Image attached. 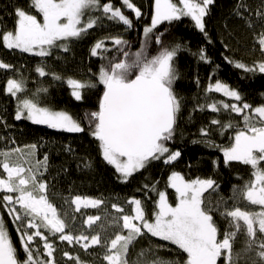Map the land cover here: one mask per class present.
Masks as SVG:
<instances>
[{"label": "snow or ice", "instance_id": "obj_1", "mask_svg": "<svg viewBox=\"0 0 264 264\" xmlns=\"http://www.w3.org/2000/svg\"><path fill=\"white\" fill-rule=\"evenodd\" d=\"M213 3L214 0H178V3L173 0H155L151 27L145 28V36L162 22L179 20L182 16L190 17L195 26L205 32L204 18ZM122 4L134 12L137 18L141 16L140 9L131 0H122ZM29 9H15L14 28L0 30V40L8 49H18L40 57L50 55V49L54 46L68 51L66 44L58 45L57 42L82 38L89 29L94 28L99 18L88 15L92 11H101L108 19L128 27L132 23L121 8L110 2L101 3V0H30ZM245 11H250L246 5H237L238 16L245 18ZM254 14L264 20V7ZM248 26L253 27L251 21H248ZM112 42L117 46L127 44L119 37L113 38ZM254 42L264 53V24L254 35ZM156 43L162 44L160 37H156ZM179 50V45L171 49L162 47L158 54L149 58L143 50L130 54L121 47L124 58L109 60L106 66L102 65L99 69L97 81L103 85L102 96L98 110L87 113L85 118L88 119L91 135L99 141L103 159L114 166L123 182L154 160L163 158V162L169 164L181 155L167 146L175 133L181 110V99L174 90V83L178 79L175 58ZM102 51L107 49L103 41H98L91 49V55L97 56ZM199 56L207 62L203 50ZM11 67L0 62V69ZM235 67L245 71L258 68L264 73V62L255 68L241 63H236ZM36 72L40 77L49 75L42 66H38ZM53 77L61 79L55 74ZM66 83L77 101L82 100L84 89L96 87L91 81L73 78H68ZM24 90L23 80L7 81V93L18 100L16 120L26 119L36 125H46L69 133L84 131L81 123L67 112L42 106L36 99H21L18 93ZM40 91L46 92L47 89ZM207 91L222 92L235 101H241L237 90L219 81L210 84ZM207 107L212 112L220 111L216 103ZM222 107L241 115L244 121V128L237 130L231 145L223 149L225 164L236 161L251 167L253 179L241 189V196L248 205L258 206L259 210L240 206L225 208L221 215L228 221V228L221 233L211 214L213 210L205 207L204 203V193L214 187L215 181L199 178L186 180L173 172L167 186L175 190L176 203L171 204L166 192L157 191L153 186L158 200L152 220L146 218L142 201L131 199L128 203L134 205V214L112 218V225L121 229L114 237L102 241L99 232L93 235L73 234L65 231L68 224L48 199V185L39 178L47 170L48 157L34 159L35 144L28 145V151L17 147L0 151V168L6 174L0 176V191L6 193L3 200L13 223L19 222L16 231L19 233L24 259L19 258L18 249L0 217V264H55L56 249L46 233L53 236L59 234L60 241H66L69 245L79 244L85 251L92 246H104L106 252L103 259L107 264H181L180 260L159 255L160 251L165 250L164 245L142 250L136 261H131L130 249L146 234L174 245L179 253L185 254L181 258L182 264H240L241 260H245V264L248 260L250 264H264V106L253 109L247 103L239 106L232 103L223 104ZM220 123L217 119L211 121L214 125ZM232 126L231 123L221 125L222 129ZM201 134L207 136L208 131L201 129ZM11 193L17 195L14 197ZM72 204L76 206L75 211L79 212L81 207L98 208L103 201L77 196ZM113 208L116 212L124 213V209L117 205H113ZM101 219L99 215H89L84 223L92 228ZM101 229L106 231L103 226ZM239 235H243L245 240L243 247L236 250L235 241ZM37 237L43 242L46 259H40L39 247H34ZM64 255L69 260H75L76 264H83L79 257L67 252Z\"/></svg>", "mask_w": 264, "mask_h": 264}, {"label": "trees", "instance_id": "obj_2", "mask_svg": "<svg viewBox=\"0 0 264 264\" xmlns=\"http://www.w3.org/2000/svg\"><path fill=\"white\" fill-rule=\"evenodd\" d=\"M105 2L121 8L131 20V27L108 19L101 11H92L88 15L99 18L94 28L89 29L82 38L58 41V45L66 44L68 51L54 46L50 49V55L45 57L8 49L0 40V62L12 66L10 69H0V151L35 144L38 159L43 160L42 155L48 157V167L42 179L49 183L46 194L60 212L65 210L63 206L60 207L62 197L78 195L98 199L103 201L102 209H111L113 205L125 206L129 200L139 199L146 218L152 220L158 200L157 191L166 192L169 202L173 205L176 203L175 190L167 186L173 172L186 180L211 179L215 185L204 193V203L205 207L213 210L211 214L222 233L228 228V221L221 215L225 208L240 206L259 210L258 206L248 205L241 196V189L253 179L251 167L236 161L225 164L223 149L231 145L236 131L244 128V121L241 115L223 109L222 105L247 103L253 109L264 106V73L258 68L245 71L235 67L236 63H241L255 68L264 62V53L254 42V35L264 24V20L254 13L264 7V0H214L204 18L205 32H201L190 17L182 16L179 20L162 22L147 37L144 30L151 27L155 0H131L141 11L139 18L122 4V0H101V3ZM173 2L178 3V0ZM29 3L30 0H0V30H13L15 9L30 10ZM241 3L250 10L244 12L245 18L236 14L237 5ZM248 21L252 22L253 27L248 26ZM116 37L126 42L133 40L136 45L134 53L145 52L147 42L156 37H160L164 47L169 49L180 46L175 58L178 79L174 83V90L181 99V110L172 145L167 146L181 155L169 164H165L163 158L154 160L145 169L135 172L127 182H123L115 168L103 159L99 141L91 135L88 119L85 118L87 113L98 110L103 92V85L97 81L100 67L106 66L109 60L117 59L123 53L120 48H125V45L113 44L112 39ZM98 41L104 42L107 51L92 56L91 49ZM201 50L207 56V62L200 59ZM38 66L44 67L49 75L40 77L36 72ZM53 74L61 79H54ZM68 78L91 81L96 87L84 89L82 100L77 101L66 83ZM9 79L25 82V90L18 93L21 99H36L42 106L67 112L81 123L84 131L69 133L46 125H35L26 119L16 120L18 100L6 91ZM217 81L237 90L241 101H235L222 92L207 91L208 86ZM212 103H216L220 111L209 110L207 105ZM213 119L221 123L211 124ZM228 123L233 125L232 128L222 129L221 125ZM201 129H206L208 135L203 136ZM42 141L48 145L42 147ZM153 186L157 191L152 190ZM3 197L0 191V217L18 249L19 258L24 259L17 224L8 214ZM132 210L133 207H129L128 213ZM244 240L243 235L237 237L236 250L243 247ZM50 242L56 243L57 240ZM60 245L65 246L63 243ZM157 245L165 246L159 255L180 260L182 264L181 258L185 254L179 253L174 245L149 234L135 242L130 249L129 259L134 262L142 250L155 249ZM99 251V247L92 248L88 254L80 251L79 259L85 263L102 264ZM62 255L61 249L54 252L55 264H62ZM88 255L93 257L87 260ZM39 258L46 259L42 253ZM240 264H245V260H241ZM247 264H250V260Z\"/></svg>", "mask_w": 264, "mask_h": 264}, {"label": "rangeland", "instance_id": "obj_3", "mask_svg": "<svg viewBox=\"0 0 264 264\" xmlns=\"http://www.w3.org/2000/svg\"><path fill=\"white\" fill-rule=\"evenodd\" d=\"M164 26L166 27V24H164ZM132 44H135L133 40L128 41L127 44L125 45V48H124L123 51H127L128 52V49H131V45ZM146 47H147V49L145 50L146 52H144V53H145L146 56L151 58L152 56H154V54H158L157 52L162 47H164V44L163 43L162 44H157L156 43V38H153L152 40L147 42ZM16 50H18V49H16ZM18 51H20V50H18ZM129 53L130 54H134L133 52H129ZM121 58H122V56L119 54L117 56L116 60L121 59ZM27 121L31 122L29 120H27ZM39 126H43V125H39ZM40 143H41L42 147H45V146L48 145V144H46L43 141L40 142ZM22 149H24L25 151H28L27 146L22 147ZM6 151H8V150H6ZM42 157L44 158L43 155H42ZM34 159L39 160L37 154L35 155ZM43 173H44V171H43ZM0 176H6V174L3 173V170L0 173ZM39 178H40L41 181L45 182L42 179V176H40ZM46 184L48 185V188H49L50 187L49 183H46ZM54 188H55V186H54ZM2 193L4 195H6V193H4V192H2ZM10 195H13L15 197V195H17V194L16 193H11ZM75 197L76 196L65 198V199H64V197H62L61 200L63 202L61 203L60 207L63 206V208H65V210L60 212L59 208H57L58 214L62 218H64L66 220L67 224H68V228H66V230H65L66 232L71 231L73 234H77V235L80 234V233H84L86 235H93V234H96L97 232H99L100 235H101L102 241H104V240H107L110 237H114L116 232L121 231V229L119 227L112 225V218H117L118 219L122 214H134L133 210L130 213H128V208L129 207H133L134 208V205H131L129 203L127 205H125V206L117 205V206H119V207L124 209V213L116 212L115 209L113 208V206H111V209H107V208H103L102 209L103 204H101L100 207H98V208L81 207L80 211L77 212V211H75V207L76 206L74 204H72V200ZM80 197L86 198V197H83V196H80ZM48 199H49V197H48ZM49 200H50L51 203H53L54 206H56L54 201H52L51 199H49ZM89 215H99L102 219L100 221H97V223L95 225H93L92 228H89L84 223V221L86 220L87 216H89ZM18 223L19 222H17V224ZM101 226H103L106 229V231H103L101 229ZM29 231H34V230L30 229ZM41 231H44V230L41 229ZM46 234L49 237V242L52 241V240H55V239L57 240V242L53 243V244H54V247H55L56 251L58 249L62 250V253H63L62 259H61L62 264H76L75 260H69L67 257H65V255H64L65 252L69 253V255H71L73 257H79L80 251L82 253H84V254H88L89 251L92 248H94V247H99L100 248L98 257L101 259L102 264H107V262L103 259L104 255H105V252H106V249H105L104 246H101V245L92 246L87 251H85L83 248L80 247L79 244H75L74 243L72 245H69L66 241H63V242L60 241L58 239L59 234H57L55 236L51 235L50 233H46ZM155 238H157V237H155ZM60 243L65 244V246L64 245H60ZM36 246L39 247L40 252L43 254L44 253L43 242L40 241L38 237L36 238L34 247H36ZM91 257H93V256L92 255H88L87 260H89ZM68 261H70L71 263L68 262ZM82 262H83V264H93V262H87V263H85L84 261H82Z\"/></svg>", "mask_w": 264, "mask_h": 264}, {"label": "water", "instance_id": "obj_4", "mask_svg": "<svg viewBox=\"0 0 264 264\" xmlns=\"http://www.w3.org/2000/svg\"><path fill=\"white\" fill-rule=\"evenodd\" d=\"M132 46H134V44H132L131 47H132ZM128 52H131V49H128ZM154 55H156V54H154ZM121 56H122L121 59H123V58H124V57H123V53L121 54ZM167 145H172V140H170L169 142H167Z\"/></svg>", "mask_w": 264, "mask_h": 264}, {"label": "bare ground", "instance_id": "obj_5", "mask_svg": "<svg viewBox=\"0 0 264 264\" xmlns=\"http://www.w3.org/2000/svg\"><path fill=\"white\" fill-rule=\"evenodd\" d=\"M135 48H136V45L134 44V46H132L131 47V52H135ZM146 49H147V47H146ZM146 52V51H145ZM158 53V52H157ZM149 55V54H148ZM130 58H131V56H130ZM6 150H10V149H5V150H3V151H6Z\"/></svg>", "mask_w": 264, "mask_h": 264}]
</instances>
